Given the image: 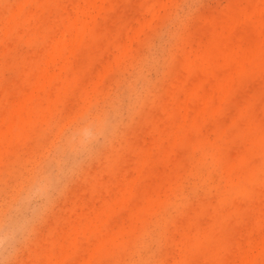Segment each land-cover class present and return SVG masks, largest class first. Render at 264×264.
Returning <instances> with one entry per match:
<instances>
[{
  "label": "rangeland",
  "instance_id": "1",
  "mask_svg": "<svg viewBox=\"0 0 264 264\" xmlns=\"http://www.w3.org/2000/svg\"><path fill=\"white\" fill-rule=\"evenodd\" d=\"M102 1L0 0V264H264V0Z\"/></svg>",
  "mask_w": 264,
  "mask_h": 264
},
{
  "label": "bare ground",
  "instance_id": "2",
  "mask_svg": "<svg viewBox=\"0 0 264 264\" xmlns=\"http://www.w3.org/2000/svg\"><path fill=\"white\" fill-rule=\"evenodd\" d=\"M104 1V0H103ZM102 1V2H103ZM263 2V1H262ZM264 3V2H263ZM261 4V3H260ZM261 5H263V4H261ZM79 6H81V5H79ZM83 6V5H82ZM81 6V7H82ZM258 9V11L260 12V10H259V7L257 8ZM263 9H264V7H263ZM80 10V9H79ZM242 11H243V8L241 9ZM247 10H249V9H247ZM242 11H240V13H242V16L241 17H243L244 18V20H242V21H240L241 19L240 18H238V19H240V20H238L237 19V21H235L234 22V24H233V26L235 25V23L236 22H242V24L243 25H246V26H248V25H250L249 23H251L252 21L249 19V17L248 18H246V16L245 15H247L248 16V12H245V10L242 12ZM249 11H251V9L249 10ZM259 14V13H258ZM239 16V15H238ZM232 17V16H231ZM237 17V16H236ZM248 19V20H247ZM254 19V18H253ZM252 19V20H253ZM230 20H236V18L235 17H232ZM243 22H245V23H243ZM249 22V23H248ZM256 24L254 25L256 28H257V30L259 31V30H261V29H264V23L263 22H255ZM237 24H240V23H237ZM86 25V24H85ZM240 26V25H239ZM76 27V26H75ZM83 27H84V25H83ZM82 28V27H81ZM229 28V27H228ZM228 28H227V30H228ZM234 30V28H230V31L229 32H231V31H233ZM239 30V29H238ZM80 31V30H79ZM84 31V30H83ZM262 31V30H261ZM252 32V31H251ZM228 32H226V34H227ZM263 33V32H262ZM80 34V33H79ZM263 35V37H264V34H262ZM64 36V35H63ZM83 36V35H82ZM234 37V36H233ZM251 38V37H250ZM67 39V38H66ZM65 38H63V40H61L59 43H58V49L60 50V48H62V47H64V46H67L66 45V43H67V40H66ZM74 40V39H73ZM76 40V39H75ZM262 40H263V38H262ZM262 40H261V42H262ZM227 42L229 41V40H226ZM69 42H70V40H69ZM75 42V41H74ZM225 45H229V44H227V43H225V42H223ZM68 44V43H67ZM240 44V43H239ZM258 44V43H257ZM261 43H259V45H260ZM255 45V44H254ZM78 46V45H77ZM221 45H220V42H217V41H213L212 43H210V44H207L205 47L206 48H204L203 50H201L202 52H200L199 51V55H197V57L198 56H201L202 58H204V66H205V68H209L210 67V65L208 64L209 62H211V61H209L210 59H212V58H217V57H219L217 54H216V49L217 48H219ZM236 46V45H235ZM238 46V45H237ZM236 46V47H237ZM223 47V46H222ZM234 47V46H233ZM232 47V48H233ZM251 47H252V45H251ZM229 48H230V45H229ZM232 48H230V50L228 49V52L227 53H223L222 55H220L221 56V59H222V61L223 62H226V61H228V60H236V61H238L239 62V66H241L240 64L243 62V60L245 59V57H246V51H242V49H240V51L239 50H237V51H234V50H232ZM250 48V47H249ZM53 49V48H52ZM51 49V50H52ZM227 51V50H226ZM225 51V52H226ZM253 52V51H252ZM54 53V52H53ZM201 53V54H200ZM252 54H254V52L252 53ZM243 55H244V58H243ZM247 56L248 57H251V56H249L248 55V53H247ZM196 57V56H195ZM196 57V58H197ZM243 58V59H242ZM54 59V58H53ZM220 59V60H221ZM241 60V62H240V60ZM251 59V58H250ZM189 60H191L192 61V59H188V61ZM194 61V60H193ZM48 62V61H47ZM194 63V62H193ZM192 63V64H193ZM244 63V62H243ZM245 66V64L242 66V67H244ZM50 67V66H49ZM48 67V68H49ZM60 67V66H59ZM47 69V68H46ZM45 69V70H46ZM234 69H236V68H234ZM233 69V70H234ZM231 70V69H230ZM237 70H238V68H237ZM236 70V71H237ZM59 71H61V70H59ZM232 71V70H231ZM235 70H234V72H236ZM47 72V71H46ZM208 72V71H207ZM209 73V72H208ZM213 73V72H212ZM232 74H233V72H231ZM230 73V74H231ZM46 74H48V73H46ZM56 74V73H55ZM53 75H54V73H53ZM224 75V74H223ZM48 75H46V78H48L47 77ZM51 73H50V78H51ZM231 76V75H230ZM42 77V76H41ZM232 77V76H231ZM45 78V77H44ZM43 77H42V79L44 80V82H47L48 83V80L45 78L44 79ZM53 78V77H52ZM220 78V77H219ZM42 80V81H43ZM38 81V80H37ZM217 81H219V79L217 80ZM216 81V82H217ZM50 82H51V79H50ZM225 82V81H224ZM44 84H46V83H43L42 82V85L44 86ZM217 84H219V82L217 83ZM222 84V83H221ZM42 86V87H43ZM230 86V85H229ZM41 87V88H42ZM220 87V86H219ZM218 87V88H219ZM36 88L38 89L39 87H37L36 86ZM36 88H34V89H36ZM45 88V87H44ZM43 89V88H42ZM32 90V89H31ZM213 90H215V86L213 87ZM219 91V89L217 90V92ZM25 92V91H24ZM28 92V91H27ZM23 93V92H22ZM213 94V93H212ZM30 95V94H29ZM34 95V94H33ZM52 95V94H51ZM21 97V96H20ZM24 97V99H25V97H26V94L23 96ZM33 97V96H32ZM53 97V96H52ZM27 98H29V97H27ZM18 100V99H17ZM21 100V99H20ZM29 100H31L30 98H29ZM15 101V100H14ZM13 101V102H14ZM27 101H28V99H27ZM16 102V101H15ZM18 103V102H17ZM26 103V102H25ZM24 103V104H25ZM20 105V104H19ZM205 105V104H204ZM30 106V105H29ZM32 106V105H31ZM21 108V107H20ZM23 108V107H22ZM30 108V107H29ZM17 110V109H16ZM23 111H25V109L23 110ZM37 111V110H36ZM12 112V111H11ZM18 112H20V111H18ZM30 112V111H29ZM13 114V113H12ZM21 114V113H20ZM18 115V114H17ZM2 116H3V114H2ZM13 116V115H12ZM1 117V116H0ZM15 117V116H14ZM13 117V118H14ZM20 117V116H19ZM9 118V117H8ZM12 118V117H11ZM18 118V117H17ZM19 119V118H18ZM1 120V119H0ZM26 120V119H25ZM2 121V120H1ZM20 121V120H19ZM15 123V122H14ZM21 125V123L19 124V126ZM11 131V130H10ZM9 131V132H10ZM253 148H251V150H252ZM262 152V151H261ZM245 156H247L246 154H245Z\"/></svg>",
  "mask_w": 264,
  "mask_h": 264
},
{
  "label": "clouds",
  "instance_id": "3",
  "mask_svg": "<svg viewBox=\"0 0 264 264\" xmlns=\"http://www.w3.org/2000/svg\"><path fill=\"white\" fill-rule=\"evenodd\" d=\"M85 140L91 138V133L84 131ZM26 221L18 220L11 214L0 215V250H11L19 242L26 227Z\"/></svg>",
  "mask_w": 264,
  "mask_h": 264
}]
</instances>
